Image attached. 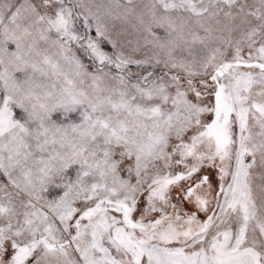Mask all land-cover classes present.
Returning a JSON list of instances; mask_svg holds the SVG:
<instances>
[{
  "label": "snow or ice",
  "instance_id": "snow-or-ice-1",
  "mask_svg": "<svg viewBox=\"0 0 264 264\" xmlns=\"http://www.w3.org/2000/svg\"><path fill=\"white\" fill-rule=\"evenodd\" d=\"M0 264H264V0H0Z\"/></svg>",
  "mask_w": 264,
  "mask_h": 264
}]
</instances>
